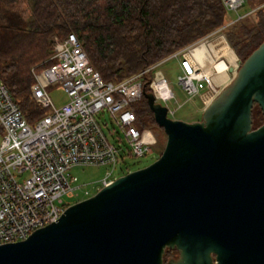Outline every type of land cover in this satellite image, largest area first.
<instances>
[{
  "label": "water",
  "instance_id": "water-1",
  "mask_svg": "<svg viewBox=\"0 0 264 264\" xmlns=\"http://www.w3.org/2000/svg\"><path fill=\"white\" fill-rule=\"evenodd\" d=\"M235 73L192 122L145 90L160 156L0 244V264H163L166 249L170 264H264V41Z\"/></svg>",
  "mask_w": 264,
  "mask_h": 264
},
{
  "label": "built area",
  "instance_id": "built-area-1",
  "mask_svg": "<svg viewBox=\"0 0 264 264\" xmlns=\"http://www.w3.org/2000/svg\"><path fill=\"white\" fill-rule=\"evenodd\" d=\"M222 3L228 11L236 13L235 19L244 16L241 9L245 0H222ZM223 28L168 56L179 61L178 80L184 95L187 99L199 95L205 106L229 83L226 76L229 58L222 49L215 50L207 55L210 63L206 64L195 50L211 48L212 42L219 39L230 49ZM56 44V61L45 76L37 68L32 69L35 81L31 94L44 110L33 123L28 122L8 86L0 81V244L25 239L35 229L60 218L68 206L63 196L73 198L82 187L74 183L76 178H69L70 167L112 164L115 168L119 147L108 139L97 114L108 112L131 153L144 157L153 152L154 137L149 128L138 125L131 105L144 96L148 85L156 100L165 102L168 116L175 111L168 105L175 99V93L163 73L155 70L168 57L115 82L101 77L75 32L56 39ZM240 63L237 58L234 72ZM150 71L153 73L148 76ZM50 85L64 89L67 103L61 106L54 103ZM113 168L101 180L102 186L112 181Z\"/></svg>",
  "mask_w": 264,
  "mask_h": 264
},
{
  "label": "trees",
  "instance_id": "trees-1",
  "mask_svg": "<svg viewBox=\"0 0 264 264\" xmlns=\"http://www.w3.org/2000/svg\"><path fill=\"white\" fill-rule=\"evenodd\" d=\"M245 4L244 16L231 20L222 0H0V81L33 123L44 110L31 94L32 69L52 65L55 37L64 39L69 32L76 33L101 77L115 82L222 26L243 62L264 41V0ZM145 90L151 91L148 85ZM131 108L140 127L156 123L145 96ZM252 119L253 128L264 123L257 103ZM176 253L166 249L163 258L169 261Z\"/></svg>",
  "mask_w": 264,
  "mask_h": 264
},
{
  "label": "rangeland",
  "instance_id": "rangeland-1",
  "mask_svg": "<svg viewBox=\"0 0 264 264\" xmlns=\"http://www.w3.org/2000/svg\"><path fill=\"white\" fill-rule=\"evenodd\" d=\"M248 7L249 6L245 4L241 9V12L243 13L244 11H247ZM228 14L229 18H236V13L234 11H229ZM222 32L226 36L224 29ZM56 39L57 38L55 37V41ZM230 49L232 56H234V58L236 59V56H238L237 53L232 48V46L230 47ZM50 67L51 65H47L38 68V73L42 74V76H45V73L48 72ZM155 70L161 71L163 73L175 93V99L168 102L170 109L175 110L174 114L169 113V117L187 122L200 120L202 118L203 109L201 108L202 103L199 95H196L191 99H187L186 95H184L179 85L178 77L181 73V70L178 59L175 57H168L160 62ZM235 75L236 73L233 74V78ZM49 93L57 106H61L68 101L66 92L58 85H50ZM158 102L165 104V102L161 100H158ZM179 104L181 105L179 106ZM96 117L108 139L114 142L119 147V152L117 154L118 161L115 165V168H113L112 164L74 165L70 167L67 171L69 178H76L74 183L80 184L82 185V187L77 190L78 195L73 198L63 196V200L66 205L73 204L79 200L85 199L95 194L99 189L103 187L101 184V180L107 175V172L112 170V168L113 173L110 178L114 180L117 177L126 174L127 170L132 171L153 162L160 156L165 146L167 135L164 132L163 128L157 123L149 122L148 124H150V126H148V128L154 137L153 152L148 153L144 157L134 156L131 153V149L127 140L122 136L119 127H117V125L112 122L109 113L101 112L97 114ZM1 139L2 132L0 130V141ZM85 190H88L89 194H86Z\"/></svg>",
  "mask_w": 264,
  "mask_h": 264
},
{
  "label": "crops",
  "instance_id": "crops-1",
  "mask_svg": "<svg viewBox=\"0 0 264 264\" xmlns=\"http://www.w3.org/2000/svg\"><path fill=\"white\" fill-rule=\"evenodd\" d=\"M228 17H229V14H228ZM232 19H234V18H232ZM231 19V20H232ZM228 41V40H227ZM229 46H230V44H229ZM199 48H201V50H199V52H198V49ZM199 48H197L196 50H195V52L197 53V55H199V57H201V58H203V59H205V63L206 64H209L210 63V61H209V58H208V56H209V54L212 52V51H215L216 49H212V48H209V47H199ZM203 49V50H202ZM223 50V49H222ZM201 52V53H200ZM223 53L226 55V57L227 58H229L228 60H227V63H228V75H226V76H228V80H229V82L231 81V79L233 78V72H234V67H235V64H236V62H237V58L239 59V57L238 56H236L237 58L235 59L234 57H232V53L230 52V49H229V51L228 52H224L223 51ZM208 55V56H207ZM231 68H234L232 71H230V69ZM201 100V99H200ZM201 103H202V106H201V108L204 110V108L206 107L204 104H203V102L201 101Z\"/></svg>",
  "mask_w": 264,
  "mask_h": 264
},
{
  "label": "bare ground",
  "instance_id": "bare-ground-1",
  "mask_svg": "<svg viewBox=\"0 0 264 264\" xmlns=\"http://www.w3.org/2000/svg\"><path fill=\"white\" fill-rule=\"evenodd\" d=\"M211 48L212 49H216V50H220V49H223L224 52H228L229 51V48L227 47L226 44H223L222 43V40H215L214 42H212L211 44ZM199 50H201V48L198 49V52ZM203 50V49H202ZM231 50V49H230ZM201 53V52H200ZM234 57V56H232ZM223 64L222 63H219V67L222 66ZM223 67V66H222ZM221 69V68H220Z\"/></svg>",
  "mask_w": 264,
  "mask_h": 264
},
{
  "label": "flooded vegetation",
  "instance_id": "flooded-vegetation-1",
  "mask_svg": "<svg viewBox=\"0 0 264 264\" xmlns=\"http://www.w3.org/2000/svg\"><path fill=\"white\" fill-rule=\"evenodd\" d=\"M178 255H179V253H178V251H177V253L174 254V256H173L172 258H170V259L173 260V259L177 258ZM167 259H168V258H167ZM167 259H164V258H163V264H168L169 261H168Z\"/></svg>",
  "mask_w": 264,
  "mask_h": 264
}]
</instances>
